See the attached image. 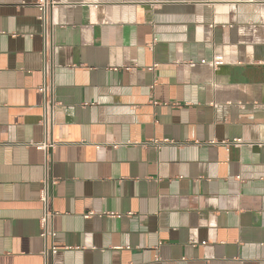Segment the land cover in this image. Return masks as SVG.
Returning <instances> with one entry per match:
<instances>
[{
  "label": "crops",
  "instance_id": "crops-1",
  "mask_svg": "<svg viewBox=\"0 0 264 264\" xmlns=\"http://www.w3.org/2000/svg\"><path fill=\"white\" fill-rule=\"evenodd\" d=\"M36 1L0 0V264H264V0H54L46 38Z\"/></svg>",
  "mask_w": 264,
  "mask_h": 264
},
{
  "label": "built area",
  "instance_id": "built-area-1",
  "mask_svg": "<svg viewBox=\"0 0 264 264\" xmlns=\"http://www.w3.org/2000/svg\"><path fill=\"white\" fill-rule=\"evenodd\" d=\"M54 4V0H37L36 6L39 9V16L38 19L41 22L43 34L46 38L48 33V11L50 7ZM225 58L223 55L216 54L214 55L213 59L209 63V65L212 68H216L218 66H221L225 64ZM156 66V64H153V66L150 69H153ZM43 72L45 75V81L42 86L39 87V91L43 95V104H42V114L40 119V124L43 127L44 130V138L43 141L40 143L35 144L36 148L43 151L44 154V175L41 180V186L39 191V201L41 203L42 212L39 218V224H40V236L47 241L49 239H53L55 236V231L52 226L53 218L56 215V212L52 208V200H53V190L54 186L57 183V179L52 176L50 172V164L52 162V154L53 151L57 145V140L52 137V127H53V102L50 98V92H49V83H48V64L45 61V65L43 68ZM241 140H235L236 143H239ZM167 139L157 140L153 139L151 141L152 144L159 145L162 143H167ZM110 216L115 214H109ZM119 216V214H116ZM52 255H56L59 252V249L52 245L49 249L45 248L44 255L46 256L48 253Z\"/></svg>",
  "mask_w": 264,
  "mask_h": 264
}]
</instances>
